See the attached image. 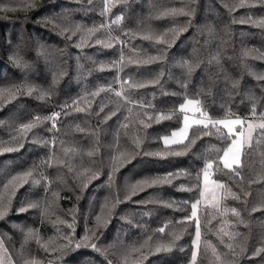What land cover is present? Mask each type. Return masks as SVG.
Segmentation results:
<instances>
[{
  "label": "trees",
  "instance_id": "16d2710c",
  "mask_svg": "<svg viewBox=\"0 0 264 264\" xmlns=\"http://www.w3.org/2000/svg\"><path fill=\"white\" fill-rule=\"evenodd\" d=\"M239 3L240 0H196L194 4L190 0H113L108 16L124 17L120 24L112 25V36L119 39L112 41V47H105L107 37L102 29L85 37L86 43L78 48L74 45L80 42L81 33L66 39L70 32L61 34V29L71 30L76 24L88 27L102 24V0H92L91 4L88 0H0V5L14 9L0 11V89L25 80L37 89L31 96L17 95L8 100L5 94L0 99V121H3L0 123V195L11 196L8 214L0 219V241L14 264H26V261L31 264L33 258L38 264H108V260L112 264L189 263L195 223L185 218L191 213V202L199 198V190H194V186L198 183L196 173L204 161L198 157L211 145L222 146V142L215 136H204L186 154L171 155L170 151H184V145L166 147L161 138L179 127L182 116L159 122L154 118L178 109L185 95L200 99L213 117L224 115L222 105L242 117L249 114L253 102L258 112L264 111V81L253 75L264 74V59L259 58L264 56V27L258 23L264 19V3L246 0L245 7H235ZM27 4L34 6L27 7ZM233 7L235 10L229 12ZM180 8L185 11L194 8L195 13L191 17L165 15L170 9ZM249 17L253 22H248ZM241 19L245 22H240ZM184 26L187 30L175 39L174 33L167 31ZM149 32L163 36L171 42V47L154 39H143ZM97 37L104 43H95ZM121 49L124 61L113 67L111 62L119 60ZM162 49H166L164 61L143 62ZM217 54L219 63L212 59ZM16 57L19 64L15 62ZM184 60L194 64L199 61V67L187 75L180 66ZM161 71L165 75L157 85L129 86L150 81ZM234 80H239L238 87L232 86ZM180 82L187 83V88H181ZM109 86L110 91L90 95L100 87ZM41 89L50 93L43 100L37 98ZM117 91L123 95L117 97ZM125 96L133 103L126 102ZM74 100L87 110L75 111ZM138 102L145 106L141 107ZM65 103L71 106L65 110L68 115L60 108ZM149 104L154 107H148ZM101 106L104 111L97 116ZM111 111H116V115L105 121V114ZM52 112L61 113L56 130H50V120L35 122L36 116L44 117ZM139 120L149 126L145 128ZM30 122L35 126L28 131L21 129L22 124ZM125 123L128 127L121 128ZM77 125L84 131H78ZM134 136L140 139L139 148L132 142ZM117 140L121 151L134 155L109 182L110 158L115 154ZM96 147L97 154L89 157L87 152ZM9 148L13 150L8 151ZM65 148L69 149L67 156ZM71 149H76L77 154ZM53 152L55 159L49 161ZM157 152L163 153V158L145 154ZM58 160H70L73 171L58 164ZM242 165V181L221 173L213 176L241 197L240 200L229 197L222 202L228 208L238 209L241 217L231 213L218 215L208 207H199L201 241L197 264H264V252L255 254L256 249L264 247V145L249 150L242 157ZM88 168L98 171L99 177L88 181L86 177L90 173L77 175ZM29 169L33 170L32 176L18 184L14 194L11 186L7 190L3 187L13 176ZM182 170L191 175L174 177L170 183L146 188L132 200H125L128 186L137 180ZM84 183L88 185L86 188ZM117 197L123 202L116 204ZM31 202L40 206L27 208ZM113 204L115 207L109 215L108 208ZM45 206L49 207L47 216L42 215ZM21 207L27 210L21 212ZM253 208L257 210L252 211ZM98 214L108 222L96 229L93 242L102 249L107 248V258L86 246L64 249L63 255L60 250H51L67 243L60 237L71 232L64 223L54 224L57 217L68 223L75 217V238L79 239L86 229L95 228ZM212 215L216 218L212 219ZM241 218L244 223L239 222ZM169 221L164 233L156 231ZM177 221L184 222L177 224ZM221 227L240 235L229 240L219 233ZM29 229L39 234L41 243L50 238L55 243L49 244V250L45 251L34 236H28ZM173 232L181 233V238L174 243ZM149 236L152 239L148 247L141 249L143 256L140 252L129 254L133 246L140 247ZM221 237L224 243L220 242ZM206 242L215 247L219 260L213 255L212 247L205 249ZM229 243L235 254L225 246ZM169 244L170 250L155 251V246Z\"/></svg>",
  "mask_w": 264,
  "mask_h": 264
},
{
  "label": "snow or ice",
  "instance_id": "6c2138e0",
  "mask_svg": "<svg viewBox=\"0 0 264 264\" xmlns=\"http://www.w3.org/2000/svg\"><path fill=\"white\" fill-rule=\"evenodd\" d=\"M88 2L91 4L92 0H88ZM126 2V0H125ZM191 3H196V0H190ZM260 3H264V0H259ZM102 3L104 5L103 10L101 12V15H104L105 13L110 11V6L113 4V0H102ZM27 7H33L32 4H27ZM246 6V0H240V3L236 5L235 7H245ZM254 6V5H250ZM235 7L230 8L229 12H232L235 10ZM14 9L9 8L7 5H0V11H11ZM171 13L172 15H185V16H193L195 13V9L192 8L190 11H185L183 8L180 9H170L168 13H165V15ZM123 15H116L114 19L111 20L110 24H100V25H93L92 27H88L87 25H81L76 24L74 29H61V34H64L66 32H70L69 35L65 36L66 39H71L73 35H76L78 32L81 33L80 36V42L78 44H75L76 47H83L86 43L85 37L87 36H93L96 34V32L100 30H105L107 42L104 43L99 37H97L95 43H104L105 47H112V41L118 40V37L112 36V25H118L123 20ZM50 19V18H45ZM235 19H233V23H235ZM240 22H245L243 19H241ZM248 22H253L251 20V17H249ZM259 25L264 27V19L260 20ZM191 24V20L188 21V25ZM187 30V26L179 27V28H172L167 31H170L174 33L173 39H175V36H178L181 32H184ZM167 33H165L166 35ZM143 39L151 40L154 39L157 41V43H164L168 47H171V42L167 41L163 38V36L157 35L153 32H149L148 34L143 35ZM122 44L126 43L125 41H120ZM195 51V50H194ZM245 55H248L247 52H245ZM166 49H162L160 53L156 56H149L147 60L143 61L144 63H151V62H162L166 59ZM261 59H264V56L259 57ZM213 60H215L217 63H219V55L212 57ZM124 61V55H123V49H121V55L118 61H112L113 67H116L117 65L122 64ZM15 62L17 64L20 63V60L18 57L15 58ZM140 62V61H137ZM211 63V60L209 61ZM199 61H197L195 64L190 60H184L181 62L180 66L186 70L187 75H191L194 71L195 67H199ZM101 67L103 68V63L101 64ZM165 73L161 71L157 74L155 78H153L150 81L146 82H138L135 84H130V87H145L148 84L151 85H157L160 83V78L163 77ZM253 75H256V78L258 80L264 81V74H256L253 73ZM56 77L54 75V81ZM127 83V81H125ZM181 88L186 89L187 83L180 82ZM233 87L239 86V80H234L232 82ZM123 87V85H122ZM111 87L108 88L100 87L95 92L90 93L91 96H96L100 92L103 91H110ZM37 89L35 86L30 85L27 80L20 84H14L9 88L6 89H0V99H3L5 94H7L8 100L14 99L17 95H33L34 92H36ZM176 93H173L175 95ZM50 93L46 90L41 89L39 91V94L37 96L38 99H45L48 97ZM115 95L117 97H121L123 93L121 91L115 92ZM199 95V94H197ZM125 101L128 103H133L128 97H124ZM250 99H253L255 101L254 97L250 96ZM4 102H8L5 100ZM140 103L141 107H144L145 105L142 102ZM73 104L76 105L75 111L77 112H83L86 111V108L79 106V101L74 100ZM71 106L67 103L60 106L61 111L64 112L65 115H68L69 113L65 111L66 109L70 108ZM119 107V106H118ZM148 107H154L151 104L148 105ZM221 107L225 108L224 115L222 117H213L207 109L204 107L203 102L198 99L196 96L188 97L185 95L183 102L179 104L178 109H172L167 114L161 113L157 115L154 119L159 122L163 119H172L173 117H180L182 116V126L179 127L177 130H173L171 132V135H165L162 137L163 144L167 147L169 145H184V151H170L169 154L171 155H184L186 154L187 150L191 148V146L195 145L197 139H202L204 136H215L218 140L222 142V146H216L211 145L209 148L205 149V152L201 154L200 157L203 159V167L196 173V179L198 181L197 185L194 186V190H199V198L195 200V202H191V214L185 218V220L188 221H194L195 223V238L192 241V244L194 246V250L192 251L191 255V264H197V257L200 250V241H201V220L200 216L198 215L199 206L201 204L205 205V207L210 208L215 214L218 215H227L228 213H231L233 216L240 218L241 212L236 208H228L226 205H222V202L229 197L235 200H240L241 197L232 191V189L228 186L227 183L223 181H218L213 179V176L216 173H221L224 175H228L230 179L233 180H243V176L240 173V169L242 168V157L248 154L249 150L259 149L261 145H264V111H257V105L255 102H253L250 112L246 116H240L233 112L230 107L222 105ZM118 110V109H117ZM104 111V107L101 106L99 109V112L96 113L97 116H99L100 112ZM131 109H129V112L131 113ZM61 115L60 112H52L51 115L48 116H36L34 118L35 122L38 123L42 120L44 121H52L51 129L50 130H56V121L58 117ZM116 115V111H111L110 113L105 114L104 120L111 119L112 116ZM138 115V114H137ZM128 117H125V120H128ZM153 117H149V120H152ZM0 123H3V121H0ZM140 124H143L145 128H147L149 125L145 124L143 120H139ZM34 123H27L22 124L20 127L24 131L30 130L32 127H34ZM128 124H121V128H127ZM78 131H84V129H81L77 125ZM192 133L190 136L189 133ZM98 137V134H97ZM185 141H187V144H185ZM132 142L135 144L137 148L140 146V139L138 137H132ZM44 143H48L45 141ZM63 143V142H61ZM98 143V140H97ZM53 147L55 146V141H52ZM22 146V145H21ZM8 151H12L13 149L9 148ZM65 155H68L69 149H63ZM73 154H77L76 149H71ZM99 151V148L96 147L93 150H89L87 152V155L89 157H92L97 154ZM115 154H113L110 158V164H111V173L109 174V182H112L113 180V174L117 172L120 167L123 166V164L127 161H130L134 153H128L125 151H121L118 140L115 146ZM150 155H156L161 156L163 158V153L157 152V153H145ZM55 159V153L49 157V161ZM42 163H45L47 166L51 167V163L48 161H42ZM58 164H64L68 167L69 171H73V165L71 164L70 160L68 162L63 160H58ZM81 167L83 165L81 164ZM90 173V175H87L86 179L88 181L96 179L99 177L98 171H92L90 168L84 169V172L77 173V175H84V173ZM33 170L29 169L21 174H18L16 176H13L11 180L8 182V184L3 185V187L7 190L9 186L12 187L13 194L15 191V188L18 186V184H22L27 182V178L32 176ZM180 175H191V173H187L186 170L177 171L175 173H167L164 176H154V177H145L141 180H137L135 183L128 186L127 193L125 195V200H132L133 196H136L139 194V192L143 191L146 188L153 187L158 184H164V183H170L171 179ZM202 176V187L200 184ZM46 179V178H45ZM33 183L39 184V180H33ZM87 183L83 184V187H87ZM183 187V186H181ZM243 190V189H242ZM54 196H58V193H53ZM245 195H248L247 192H245ZM121 201L118 197L116 199V204L121 203ZM135 203H149L153 201H134ZM185 204H188V201L183 202ZM11 205V196L5 197L4 195H0V219H3L9 211V207ZM40 205L37 202H31L27 205V208H36ZM165 206L171 207L172 204H166ZM107 207V205H105ZM115 207V204L111 206V208H108V214H111L112 208ZM25 207H21L19 211L24 212L27 210ZM256 208H253L252 211H256ZM49 213V207L45 206L43 208L42 215L47 216ZM212 219L216 218V215L211 216ZM96 226L95 228H88L85 231V234L80 237L79 239L75 238V217H73V220L71 223H68L67 221L60 220L59 217H57V221L55 223H64L67 225L69 229H71L70 233L62 235L60 238L65 240L67 243L65 244H59L54 247L53 251L60 250L61 254H64V249H71L73 246L75 248H80L82 246L90 247L94 251L100 253L101 255H104L105 258H107V248H100L98 245L93 242V238L96 237V229L101 227L102 224H106L108 221L106 219H102V216L100 214L96 215ZM184 221H177V224H182ZM206 223H211V220H206ZM240 223H244L243 219L241 218L239 220ZM171 222L169 221L167 224H165L163 227H160L156 229L159 233H164L165 228L168 227V224ZM227 223V221H225ZM59 229H57V232L59 233ZM219 233H223L224 236H227L229 240L235 239L236 236H239V233L232 232L229 233L225 231L223 227L219 229ZM218 233V234H219ZM173 236V243L181 238V233L179 232H173L171 233ZM28 236L29 237H35L37 239L38 243H41V238L39 237V234L37 232H34L32 229L28 230ZM152 239L151 236L148 237V240H146L143 244L140 245V247L133 246L130 249V252H140L141 256L144 255L143 252H141L142 248L148 247V241ZM221 243H224L223 238L221 237ZM55 240L54 238H50L48 242L41 243V246L45 249V251L49 250V244H54ZM171 244L169 245H157L155 246V251L159 252L162 249L163 250H170ZM229 250L233 251V254H235L233 250L232 244H226L225 245ZM212 247L213 255L217 257L219 260L220 257L216 253L215 247H213L210 242L205 243V249ZM3 248V242L0 241V249ZM244 249L241 248V252H243ZM261 252H264V247L256 249L255 254L259 255ZM125 261L128 259L127 256L124 257ZM26 264H29V262L26 261ZM31 264H38L37 261L33 258L31 261ZM108 264H112L111 260H108Z\"/></svg>",
  "mask_w": 264,
  "mask_h": 264
},
{
  "label": "rangeland",
  "instance_id": "374dc122",
  "mask_svg": "<svg viewBox=\"0 0 264 264\" xmlns=\"http://www.w3.org/2000/svg\"><path fill=\"white\" fill-rule=\"evenodd\" d=\"M103 7H104V5H103ZM115 16L116 15H114V16H108V12L107 13H105L104 14V20H103V23L104 24H110L111 23V20L112 19H114L115 18ZM49 115H51V114H49ZM51 125H52V121H51ZM182 126V119H181V123H180V125H179V127H181ZM179 127H177L176 129H174V130H177V129H179ZM173 131V130H172ZM171 131V132H172ZM171 132L169 133V134H167V135H171ZM165 136V135H164ZM164 145V144H163ZM201 187H202V182H201ZM195 202V201H194ZM201 206H205V205H203V204H201L199 207H201ZM191 214V213H190ZM195 238V232H194V236H193V239ZM193 239H192V241H193ZM194 250V246H193V244H192V251ZM192 255V254H191ZM191 263V259H190V261H189V263H187V264H190ZM0 264H14L13 262H12V260H11V258H10V256L8 255V253L6 252V250L4 249V247L2 248V249H0Z\"/></svg>",
  "mask_w": 264,
  "mask_h": 264
},
{
  "label": "crops",
  "instance_id": "0c3cea01",
  "mask_svg": "<svg viewBox=\"0 0 264 264\" xmlns=\"http://www.w3.org/2000/svg\"><path fill=\"white\" fill-rule=\"evenodd\" d=\"M161 141H162V143H163V140H162V138H161ZM201 182H202V176H201Z\"/></svg>",
  "mask_w": 264,
  "mask_h": 264
}]
</instances>
